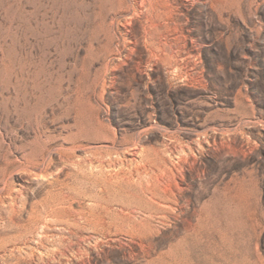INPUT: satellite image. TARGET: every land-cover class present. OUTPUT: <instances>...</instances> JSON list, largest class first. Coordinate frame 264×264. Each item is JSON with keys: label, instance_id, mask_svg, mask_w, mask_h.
I'll return each instance as SVG.
<instances>
[{"label": "rangeland", "instance_id": "obj_1", "mask_svg": "<svg viewBox=\"0 0 264 264\" xmlns=\"http://www.w3.org/2000/svg\"><path fill=\"white\" fill-rule=\"evenodd\" d=\"M148 1L0 0V264H264V0Z\"/></svg>", "mask_w": 264, "mask_h": 264}, {"label": "bare ground", "instance_id": "obj_2", "mask_svg": "<svg viewBox=\"0 0 264 264\" xmlns=\"http://www.w3.org/2000/svg\"><path fill=\"white\" fill-rule=\"evenodd\" d=\"M137 3H140L141 7L142 5H147V3L149 2L148 0H135ZM157 1V0H156ZM136 6V5H135ZM158 6V5H157ZM140 7V6H139ZM154 7V6H153ZM160 37V36H159ZM130 148V147H129ZM113 153H116L117 155V152H113V151H108L107 152V159H109L110 163H113L112 162V159H111V156L113 155ZM34 159V158H33ZM105 164V163H104ZM83 167V166H81ZM90 167V166H89ZM19 168V167H18ZM39 168V167H38ZM44 168V167H43ZM80 169V168H79ZM89 169V168H88ZM83 170V169H82ZM82 172V171H81ZM131 172V171H130ZM136 174H130V176H124V175H114V176H111V175H107L104 171H103V168H102V165L99 166V171L97 172L98 173V176L95 181H94V184H93V187L94 189L92 191H90V193L92 195H94L95 198L97 199H101L102 196H103V192L105 190H108L109 188H117V189H121V190H125L127 188H130L132 187L131 185L134 183V184H137L140 188V190L142 192L144 191H148V192H153V190L150 189H144L143 187V183H142V180L143 177H142V173L137 170L135 171ZM84 173V172H83ZM124 173V172H123ZM71 174V173H70ZM82 174V173H81ZM68 175V174H67ZM8 176V175H7ZM69 176V175H68ZM90 177V176H89ZM93 177V176H92ZM133 178H135L136 180L133 181ZM133 182V183H132ZM80 183V181H79ZM6 184V183H5ZM78 184V183H77ZM10 185V184H9ZM76 185V184H75ZM74 185V187H75ZM146 186V185H145ZM150 186V185H149ZM147 188V187H146ZM73 189V188H72ZM75 189V188H74ZM81 189V188H80ZM114 189V190H115ZM4 190V188H1L0 191ZM79 190V189H78ZM4 193V192H3ZM118 193V192H117ZM129 193V192H128ZM131 193V192H130ZM124 195V194H123ZM134 195V194H133ZM131 196V195H130ZM41 203V202H40ZM52 202H50V204H48L47 206V210L44 211L43 215H39V216H35V223L36 224H45L46 222L50 221V222H54V221H57V217H58V213H59V205L58 204H51ZM43 205V204H42ZM45 209V208H44ZM174 209V208H173ZM96 211V210H95ZM128 212V211H127ZM141 215V214H140ZM145 216V215H144ZM33 218V219H34ZM12 224V223H11ZM38 226V225H37ZM63 226V225H62ZM39 227V226H38ZM30 232V231H29ZM29 234V233H27ZM20 236V235H19ZM40 236V235H39ZM31 237V236H30ZM33 237V236H32ZM31 237V238H32ZM16 239V238H15ZM45 240V239H44Z\"/></svg>", "mask_w": 264, "mask_h": 264}]
</instances>
